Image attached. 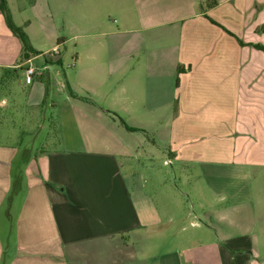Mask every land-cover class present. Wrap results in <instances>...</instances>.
I'll list each match as a JSON object with an SVG mask.
<instances>
[{
	"label": "crops",
	"instance_id": "1",
	"mask_svg": "<svg viewBox=\"0 0 264 264\" xmlns=\"http://www.w3.org/2000/svg\"><path fill=\"white\" fill-rule=\"evenodd\" d=\"M8 3L40 54L0 11V264H264V0Z\"/></svg>",
	"mask_w": 264,
	"mask_h": 264
},
{
	"label": "rangeland",
	"instance_id": "2",
	"mask_svg": "<svg viewBox=\"0 0 264 264\" xmlns=\"http://www.w3.org/2000/svg\"><path fill=\"white\" fill-rule=\"evenodd\" d=\"M115 20L116 18H110V22H112V24L115 23ZM56 42H51V46L55 45ZM44 47H48V42H43L42 44ZM75 42L73 41H70L68 44H67V48L66 49H61V57L63 59L62 63H56L54 65H52V68L51 70H57L61 76V79L62 81L64 82L65 86H66V75H70V74H75V70H78L77 66H76V61H75V57H76V48H75ZM44 51V55L46 56V58L48 59H52L53 61H56V58L58 57V54H55L53 52H46L45 50ZM83 61V64L84 66L88 67L89 70H93L96 68L97 66V62L99 60H94L92 58H88V59H82ZM104 61V60H102ZM142 62H143V59L141 60H133L131 63H132V66L135 67L136 70H140L141 69V66H142ZM45 58L44 57H41L39 58L37 61H36V65H38V70H45L43 67L45 65ZM35 67V66H34ZM37 68V67H36ZM46 77H47V74H46ZM40 80V79H38ZM7 86L5 87H1L0 88V101L2 100H11L10 98V94H9V91L6 90ZM70 89L66 87L65 91L64 92H57L55 90V87L53 90H50V93L48 94V97H47V100L48 102H57V103H60L59 105H63L64 102L66 101L67 98H69V94H70ZM62 108V106H61ZM46 111H49L51 114L50 115H53L54 114H57L58 111H59V106L58 107H48V108H45ZM160 162V161H159ZM165 171H169V172H172V167L171 166H166L165 168ZM185 176H183L181 174L180 176V180L179 182H177V185L178 187L180 188V190L186 194V197H183V200H184V203L187 204V210L188 211H192L193 209L190 207L191 206V202L195 203L194 199H193V195L191 193V188H190V185L185 182ZM189 195L191 196L192 199L189 198ZM196 206V205H195ZM5 207L7 208V204L5 205ZM192 209V210H191ZM196 208H194L195 210ZM186 211V210H185ZM14 212H15V207L13 209V211L11 212L12 215H14ZM1 216V215H0ZM7 219V218H6ZM186 225L187 228H189V223L188 224H184V223H181L179 224V228L177 230V234H180L181 233V228ZM182 235V234H180ZM171 238H173V236L171 235ZM164 253H168V251H165Z\"/></svg>",
	"mask_w": 264,
	"mask_h": 264
},
{
	"label": "trees",
	"instance_id": "3",
	"mask_svg": "<svg viewBox=\"0 0 264 264\" xmlns=\"http://www.w3.org/2000/svg\"><path fill=\"white\" fill-rule=\"evenodd\" d=\"M0 11L2 15L4 16L7 27L9 28L11 33L20 40L22 44V59L28 60L30 58H33L39 55L40 52L36 51L32 47L30 39L27 33L25 32V30L14 22L8 0H0ZM183 70L184 69L182 68V66L178 68L179 73L183 72ZM71 95L74 96V94L72 93ZM116 116L119 118L121 124L124 125L128 130L135 131V132L141 131V130L130 128L118 115ZM20 182H21V179L19 176L14 177L12 192L10 194V197L8 198L9 202L12 200L14 195L19 191Z\"/></svg>",
	"mask_w": 264,
	"mask_h": 264
},
{
	"label": "built area",
	"instance_id": "4",
	"mask_svg": "<svg viewBox=\"0 0 264 264\" xmlns=\"http://www.w3.org/2000/svg\"><path fill=\"white\" fill-rule=\"evenodd\" d=\"M41 72L38 70V68L34 67V66H30L28 68L25 69V81L28 84H31L33 81V78L35 76H40Z\"/></svg>",
	"mask_w": 264,
	"mask_h": 264
}]
</instances>
